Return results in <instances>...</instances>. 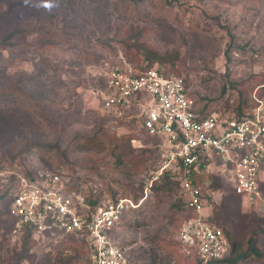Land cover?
<instances>
[{"label":"rangeland","instance_id":"1","mask_svg":"<svg viewBox=\"0 0 264 264\" xmlns=\"http://www.w3.org/2000/svg\"><path fill=\"white\" fill-rule=\"evenodd\" d=\"M135 42L171 54L161 66L207 114L233 116L264 84V0H0V264L87 262L80 238L15 231L12 196L39 173L62 174L66 189L102 205L145 196L114 234L129 264H195L176 239L186 217L179 195H145L160 152L142 111L115 118L93 94L98 65H160L133 55ZM220 181L213 214L235 257L247 254L234 264H264V212L239 205L230 180Z\"/></svg>","mask_w":264,"mask_h":264},{"label":"built area","instance_id":"2","mask_svg":"<svg viewBox=\"0 0 264 264\" xmlns=\"http://www.w3.org/2000/svg\"><path fill=\"white\" fill-rule=\"evenodd\" d=\"M93 73L102 83L93 91L102 111L122 118L128 111L140 109L143 131L159 141L160 164L156 175L146 182L145 195L165 172L178 183L177 194L187 210L176 237L181 253L202 264L229 258L232 238L210 220L211 208L219 203L221 193L214 192L208 176L230 180L243 207L264 212V92L259 93L260 87L254 91L253 112L238 120L234 115L198 109L185 79L157 67L136 71L105 62L94 67ZM65 180L60 173L23 178L10 202L15 231L43 239L80 238L86 264H129L126 248L114 234L128 214L139 209L145 196L138 200L120 197L92 206L82 195L66 189Z\"/></svg>","mask_w":264,"mask_h":264},{"label":"trees","instance_id":"3","mask_svg":"<svg viewBox=\"0 0 264 264\" xmlns=\"http://www.w3.org/2000/svg\"><path fill=\"white\" fill-rule=\"evenodd\" d=\"M130 49L133 51V55L141 56L143 62H149L151 64L159 63L160 64L159 66H154V67H157L161 72H166L163 69V67L161 66V64H164L167 61H171L172 62V60L174 58L171 54L162 55L156 50H153L151 48H147L144 45L139 44V42H135V43L131 44ZM150 68H153V67H150ZM147 69H149V68H146V69H144L142 71H145ZM263 85L264 84L260 85L259 93L264 92V86ZM255 106H256V103L252 99H250V101L248 103H246L245 101L242 100V101H240L238 103V105L236 107V110L234 111L233 115L238 120H242V119L248 118L250 116V114L253 112ZM203 111H205V110L203 109ZM35 176L36 175H31V176H27V177L32 178V177H35ZM208 177H210L209 179L212 181V189L214 190V192L215 193H222L221 190L218 189V184L221 182L220 180H222V178L219 177V176H215V175H209ZM231 190H232V188H231ZM153 191H155V192H175V193H178V183L173 180V176L171 175L170 172H165L161 176L160 180L154 182L153 187H152V192ZM231 194L234 195L239 200V205L243 206L242 202H241V199L239 198L238 195L235 194V192L233 190H232ZM141 197L142 196L135 197V199L138 200ZM113 199L116 200L117 197H114ZM86 202L89 203L92 206H96L99 203L98 199H95V198L94 199H88V200H86ZM179 204H180V207L183 208L184 212H186L187 211L186 207H185L186 203H185L184 200H182V198L179 199ZM219 204L220 203H216V204L214 203L212 208H211V211H210V213H211L210 214V220L215 222V223H217L216 222L217 218H216V215L213 214V209ZM70 237H74V236H70ZM253 244H254V239H251L249 241L250 250L252 251L253 254H258V251L255 249ZM236 249H237V245L235 243H233V253L231 254V256L229 258H227L226 260H224V261L213 263V264H221V263L234 264V263L238 262L239 260L244 259L247 256L246 253H243V254L237 255L235 257ZM84 252H85V256H86V251H84ZM195 264H202V263L199 260L195 259Z\"/></svg>","mask_w":264,"mask_h":264}]
</instances>
